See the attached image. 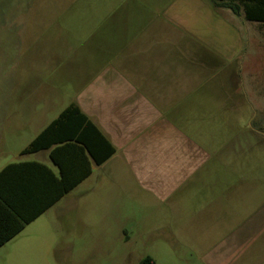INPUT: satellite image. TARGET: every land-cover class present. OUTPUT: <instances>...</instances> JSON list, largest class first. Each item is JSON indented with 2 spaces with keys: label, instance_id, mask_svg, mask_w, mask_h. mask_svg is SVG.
I'll use <instances>...</instances> for the list:
<instances>
[{
  "label": "crops",
  "instance_id": "obj_1",
  "mask_svg": "<svg viewBox=\"0 0 264 264\" xmlns=\"http://www.w3.org/2000/svg\"><path fill=\"white\" fill-rule=\"evenodd\" d=\"M191 3L195 10L204 9L199 17L194 10L182 18L175 10L172 15L161 14L165 22L152 27L153 18L132 11L110 17L107 24L96 23L89 44L86 37L80 39L78 46L84 48L77 49L76 63L81 74L72 81L74 90L66 98L62 97L65 89L53 85L37 90L40 84L14 83L19 96L12 113L1 114L0 122L22 144L12 148L3 141L0 170L10 163L35 162L59 177L50 156L55 147H59L55 156L72 178L90 170L10 239L48 212L61 210L77 213L83 228L93 227L102 217L117 222L124 232L166 233L165 238L178 245L205 249L200 261L208 264L235 245L242 224L229 225L224 202L229 181H218L215 191L211 187V169L214 164L223 167V162L213 160L212 148L200 137L210 128L214 103L222 107L224 101L214 95L213 78L221 76L223 81L230 66L238 67V59L229 51L215 53L209 35L198 32L207 14L229 24L223 16L225 8L212 0ZM232 28L237 45L243 47L241 33ZM198 40L204 49H197ZM207 52L210 59L198 58ZM218 86L222 89L223 84ZM70 103L98 129L113 153L96 164L74 141L21 153ZM8 180L32 182L40 191L55 186L38 165L14 167Z\"/></svg>",
  "mask_w": 264,
  "mask_h": 264
},
{
  "label": "rangeland",
  "instance_id": "obj_2",
  "mask_svg": "<svg viewBox=\"0 0 264 264\" xmlns=\"http://www.w3.org/2000/svg\"><path fill=\"white\" fill-rule=\"evenodd\" d=\"M193 1L0 0V115L13 111L19 96L16 81L40 84L37 90L47 85L63 88V98L71 94L72 81L81 74L77 49L84 45L78 44L83 37L89 44L99 21L107 24L110 17L135 11L144 19L153 18V27L175 10L182 18L194 11ZM201 10H195L198 17ZM222 12L229 24L207 14L198 32L209 35L215 53H234L238 67L230 66L223 81L221 76L213 78L214 95L224 101L222 107L214 103L210 128L200 138L212 148L213 160L223 162V167L214 164L211 169V187L215 191L218 181H229L224 201L229 225L238 221L242 226L235 245L209 264H264V24L227 9ZM232 26L242 35L241 48ZM200 42L197 49H204ZM181 43L185 45V39ZM208 53L198 58L208 60ZM220 83L222 89L217 88ZM62 103L64 99L57 104ZM19 138L0 122V148L3 141L12 148L21 146ZM98 218L93 227L83 228L77 213L50 211L0 246V264H137L145 255L156 264H208L200 261L205 249L178 245L165 238L166 233L124 232L111 218Z\"/></svg>",
  "mask_w": 264,
  "mask_h": 264
},
{
  "label": "trees",
  "instance_id": "obj_3",
  "mask_svg": "<svg viewBox=\"0 0 264 264\" xmlns=\"http://www.w3.org/2000/svg\"><path fill=\"white\" fill-rule=\"evenodd\" d=\"M212 1L216 6L229 9L233 14L242 16L245 20L264 24V0ZM71 141L80 144L79 148L85 149L96 164L106 160L114 151V148L80 111L78 106L70 103L21 153L37 151L59 142H65L64 144L67 145ZM58 149L59 147H55L50 156L59 168V177L45 165L35 162L10 163L0 170V246L88 174L90 169L87 168L72 178L67 173L64 163L55 156ZM25 165H38L44 169L54 179V188L49 189V191H40L37 185L32 182L23 180L17 183L8 182L10 171L14 167ZM137 264L156 263L152 256L145 255Z\"/></svg>",
  "mask_w": 264,
  "mask_h": 264
}]
</instances>
